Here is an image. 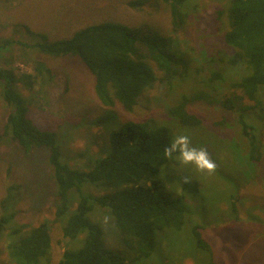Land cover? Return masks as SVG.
Listing matches in <instances>:
<instances>
[{
    "label": "trees",
    "instance_id": "16d2710c",
    "mask_svg": "<svg viewBox=\"0 0 264 264\" xmlns=\"http://www.w3.org/2000/svg\"><path fill=\"white\" fill-rule=\"evenodd\" d=\"M160 1L168 4L176 29L181 24L179 16L186 14L194 2ZM218 1L222 4L218 11L219 18L223 17L221 30L229 51L219 49L214 58L218 65L213 59L205 64L196 59L192 69L199 70V74L206 66L207 74L202 76L209 81L220 80L229 70L241 78L233 83L236 90L230 94L201 88L183 95L169 109L174 118L171 123L178 133L195 131L201 120L188 105L193 101L220 105L235 114L249 140L248 159L258 162L264 154L263 145L251 115L264 119V0ZM128 3L141 9L143 0ZM20 27L34 36L33 40L0 39V58L6 65L11 64L16 47L28 56L33 50L40 55L77 57L94 74L95 91L105 106L120 103L125 110L133 111L139 97L155 87L158 71L172 82L182 75L180 68H186L175 54L174 36L150 28L105 20L82 26L70 36L53 38L25 23ZM33 60L34 74L0 67V94L9 108L0 143L10 140L27 153L45 154L43 160L50 170L55 200L50 216L36 223L21 222L25 186L9 181L0 199V238L5 240L8 261L53 264L52 230L58 224L67 241L55 264H150L156 249L155 236L182 230L187 212L193 211H185V195L177 197L170 191V177L175 178V169L181 164L177 154L171 159L164 156L165 147L173 139L172 126L165 120H123L107 108L97 121L104 128L102 150L87 152L81 161L72 164L65 157L62 133L42 129L28 116L30 98L21 87H27L30 94L38 88V94H43L55 78L43 59ZM190 60L195 61L192 57ZM190 70H185L184 77ZM98 211L110 217L111 227L102 228L94 220ZM191 226L194 244L190 241L186 250L193 252L195 263L218 264L211 244L204 238L203 226L194 221ZM185 230L188 234L189 229ZM201 251L207 252L210 259Z\"/></svg>",
    "mask_w": 264,
    "mask_h": 264
},
{
    "label": "rangeland",
    "instance_id": "374dc122",
    "mask_svg": "<svg viewBox=\"0 0 264 264\" xmlns=\"http://www.w3.org/2000/svg\"><path fill=\"white\" fill-rule=\"evenodd\" d=\"M130 0H0V39L9 38L30 42L33 40L20 24L25 23L33 30L48 33L53 38L70 36L87 24L105 20L118 21L130 26L154 29L162 34L173 35L181 60V74L168 82L158 71L155 87L144 92L133 111L120 103L105 106L95 91V76L77 57L52 56L31 50L23 54L16 47L11 64L0 58V67L17 68L35 73V58L43 59L52 69L54 82L46 86V93L38 94V88L30 94L27 87L21 90L30 98L28 116L42 129L62 133L65 157L72 163L81 161L83 154L102 150L104 128L97 121L105 109H113L120 119L154 122L165 120L171 126L174 119L169 109L192 90L215 88L230 94L233 83L241 78L236 71H224L220 80L209 81L206 66L197 74L192 69L197 61L204 64L217 59L219 49L229 51L221 30L222 18L218 11L222 4L218 0H191L186 14L179 16L178 29L172 23L168 4L160 0H143L141 9L129 5ZM226 1V0H223ZM228 1V0H227ZM9 56V53L5 54ZM193 58L195 61L190 60ZM210 59V60H208ZM192 63H190L189 61ZM195 63V64H193ZM191 68L184 77L185 70ZM44 101H40L39 98ZM247 102V101H246ZM264 106V105H263ZM190 112L201 120L195 131L176 132L188 135L192 144L204 147L216 163L212 173L200 172L192 165L181 161L170 177V191L175 196L185 195L183 204L188 219L180 231H168L155 236L156 249L150 264H196L193 252L186 250L193 242L192 221L203 226L204 238L212 246L213 258L218 264H264V154L258 162L248 159L249 140L241 131V124L233 112L220 105L193 101L188 105ZM8 106L0 94V132L3 130ZM257 111V110H256ZM262 140L264 152V119L253 114ZM173 122V120H172ZM263 127V128H262ZM190 130H193L191 128ZM63 144V143H62ZM82 153V154H81ZM45 154H30L13 141L0 143V199L5 195L11 179L25 186L20 204L19 220L36 223L50 216L55 200L54 188L49 178V169L44 162ZM184 176L191 182L184 183ZM169 181V177H168ZM236 208V211L234 210ZM192 219V220H191ZM94 220L102 228L111 227L110 217L98 211ZM191 221V222H190ZM189 229V233L186 234ZM53 264L63 254L66 241L61 226L53 227ZM186 234V235H185ZM168 240L169 242H165ZM185 242L188 243L185 244ZM205 255L207 252L201 251ZM196 262V263H195ZM8 261L5 240L0 238V264Z\"/></svg>",
    "mask_w": 264,
    "mask_h": 264
},
{
    "label": "clouds",
    "instance_id": "9594fccd",
    "mask_svg": "<svg viewBox=\"0 0 264 264\" xmlns=\"http://www.w3.org/2000/svg\"><path fill=\"white\" fill-rule=\"evenodd\" d=\"M174 154L184 165H192L200 172L212 173L216 169V163L204 147L194 146L188 135L175 136L164 149L165 158L171 159ZM184 183H190V176H184Z\"/></svg>",
    "mask_w": 264,
    "mask_h": 264
}]
</instances>
